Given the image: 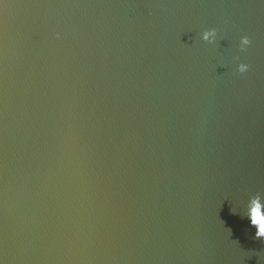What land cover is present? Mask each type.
I'll list each match as a JSON object with an SVG mask.
<instances>
[{"label": "water", "instance_id": "1", "mask_svg": "<svg viewBox=\"0 0 264 264\" xmlns=\"http://www.w3.org/2000/svg\"><path fill=\"white\" fill-rule=\"evenodd\" d=\"M257 195L264 0H0V264H264Z\"/></svg>", "mask_w": 264, "mask_h": 264}, {"label": "clouds", "instance_id": "2", "mask_svg": "<svg viewBox=\"0 0 264 264\" xmlns=\"http://www.w3.org/2000/svg\"><path fill=\"white\" fill-rule=\"evenodd\" d=\"M217 35L216 29L205 30L202 33V39L204 41H208L209 43H214ZM213 37L212 41H209V37ZM57 38H59V34H57ZM251 44V40L249 37L244 36L241 37L240 40V51H246L247 47ZM239 59V57H236ZM249 65L240 63L238 65L237 71L240 74L245 73L249 69ZM235 213V212H233ZM247 217L250 219L251 225L255 227V238L261 239L264 241V204L261 203L259 195L255 198H252L249 202L247 209Z\"/></svg>", "mask_w": 264, "mask_h": 264}]
</instances>
